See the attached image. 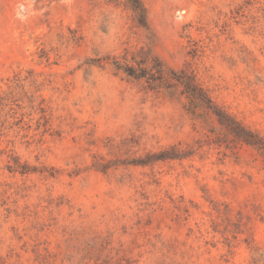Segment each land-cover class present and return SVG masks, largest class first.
Listing matches in <instances>:
<instances>
[{"label": "rangeland", "instance_id": "1", "mask_svg": "<svg viewBox=\"0 0 264 264\" xmlns=\"http://www.w3.org/2000/svg\"><path fill=\"white\" fill-rule=\"evenodd\" d=\"M142 3L0 0V264H264V0Z\"/></svg>", "mask_w": 264, "mask_h": 264}, {"label": "trees", "instance_id": "2", "mask_svg": "<svg viewBox=\"0 0 264 264\" xmlns=\"http://www.w3.org/2000/svg\"><path fill=\"white\" fill-rule=\"evenodd\" d=\"M134 1H135V7L140 8V10L142 11V15L145 17V7L142 3V0H134ZM129 74L135 76L136 78L141 77L140 75H134V73H129Z\"/></svg>", "mask_w": 264, "mask_h": 264}]
</instances>
